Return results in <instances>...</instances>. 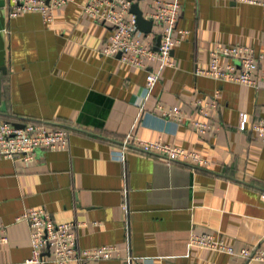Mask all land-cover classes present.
Segmentation results:
<instances>
[{"label": "crops", "instance_id": "obj_1", "mask_svg": "<svg viewBox=\"0 0 264 264\" xmlns=\"http://www.w3.org/2000/svg\"><path fill=\"white\" fill-rule=\"evenodd\" d=\"M7 1L0 0V119L67 127L70 137L67 147L39 150L31 161L0 155V222L9 238L0 244V264L32 256L28 224L17 219L37 207L57 222H79L81 247L116 245L133 255L131 264H264L189 244L199 233L237 250L264 243V142L252 128L264 117V80L249 86L197 72L218 45L262 48L264 1L181 0L179 26L188 33L146 99V75L157 65L134 67L103 54L112 28L83 12L86 0L54 9L51 21L35 11L10 16ZM153 1H137L144 15ZM201 96L219 104L205 135L189 121L202 118L190 103ZM174 105L184 110L180 125L161 116ZM131 134L198 151L211 164L133 149L115 158Z\"/></svg>", "mask_w": 264, "mask_h": 264}, {"label": "built area", "instance_id": "obj_2", "mask_svg": "<svg viewBox=\"0 0 264 264\" xmlns=\"http://www.w3.org/2000/svg\"><path fill=\"white\" fill-rule=\"evenodd\" d=\"M75 0H8L7 12L16 16L23 12L35 11L42 14L46 21L53 19L54 9L61 8ZM139 0H86L82 4L84 13L94 20L108 24L112 30L102 47L105 55H120L122 61L134 67L144 68L148 64L157 65L146 75V99L164 68L174 65L172 52L188 33L179 26L183 11L181 0H154L151 11L144 15L153 21L151 31L146 32L138 25L137 16L131 11L133 3ZM243 3L261 4L264 0H238ZM158 38L160 42L158 43ZM210 63L197 72L219 80H228L243 85L257 86L259 79L264 80V43L261 49L246 44L218 45L210 52ZM202 114L201 119L189 121L201 134L205 135L212 127L211 113L218 107L215 97L201 96L190 102ZM184 110L179 105L162 109L161 116L180 125L184 121ZM249 114L242 112L239 128L246 130ZM258 138L264 142V117L252 123ZM70 130L67 127H49L37 121H29L23 126L0 119V155L15 161H31L39 150L62 149L69 144ZM128 149L140 150L169 162L181 161L200 167L211 164L209 158L198 151L187 150L181 146L163 141L148 140L137 135H129L113 156L123 160ZM264 197V194H263ZM17 220L25 221L29 227L32 256L26 264H69L74 261L89 263L93 261L125 258L131 264L133 255H124L116 245L81 247L78 244L77 227L79 222H57L44 207L27 208ZM8 225L0 222V244L8 241ZM190 246H200L227 253L245 260L264 262V243L252 247L235 249L216 238L211 233H199L191 236Z\"/></svg>", "mask_w": 264, "mask_h": 264}, {"label": "water", "instance_id": "obj_3", "mask_svg": "<svg viewBox=\"0 0 264 264\" xmlns=\"http://www.w3.org/2000/svg\"><path fill=\"white\" fill-rule=\"evenodd\" d=\"M131 11L136 14L139 27L146 32L151 31L153 27V21L150 19H146L144 17V13H143V10L139 6V2H135L132 4ZM159 42H160V38H158V43ZM16 125L23 126L19 124H16Z\"/></svg>", "mask_w": 264, "mask_h": 264}]
</instances>
